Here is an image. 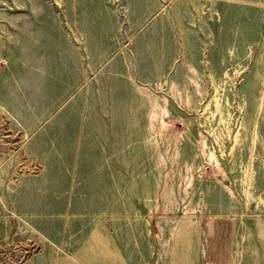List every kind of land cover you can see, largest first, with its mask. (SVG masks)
I'll return each mask as SVG.
<instances>
[{"label":"rangeland","instance_id":"1","mask_svg":"<svg viewBox=\"0 0 264 264\" xmlns=\"http://www.w3.org/2000/svg\"><path fill=\"white\" fill-rule=\"evenodd\" d=\"M0 264H264V0H0Z\"/></svg>","mask_w":264,"mask_h":264}]
</instances>
